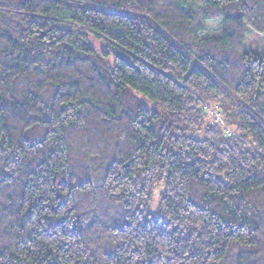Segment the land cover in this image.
I'll use <instances>...</instances> for the list:
<instances>
[{
	"label": "trees",
	"instance_id": "obj_1",
	"mask_svg": "<svg viewBox=\"0 0 264 264\" xmlns=\"http://www.w3.org/2000/svg\"><path fill=\"white\" fill-rule=\"evenodd\" d=\"M196 1L0 0V264H264V0Z\"/></svg>",
	"mask_w": 264,
	"mask_h": 264
},
{
	"label": "rangeland",
	"instance_id": "obj_2",
	"mask_svg": "<svg viewBox=\"0 0 264 264\" xmlns=\"http://www.w3.org/2000/svg\"><path fill=\"white\" fill-rule=\"evenodd\" d=\"M196 4H197L196 9L198 12H200L202 3L200 2V0H197ZM204 25H205V31L202 34L203 36H216L219 34L221 30V25L219 22L208 21V22H205ZM92 42L94 44L95 49L98 52L108 51L107 44L104 43L102 40H92ZM245 48L246 50H253L258 53H263L264 52V39L256 33L248 32L246 34ZM215 114L216 112L213 109H211L209 111V118L212 120L213 118L212 115H215ZM215 116H218V114H216ZM218 119H219V116H218ZM162 191H163V187L156 188V190L154 191L153 200L150 202L148 206V211L156 217L161 214L159 195L160 193H162Z\"/></svg>",
	"mask_w": 264,
	"mask_h": 264
}]
</instances>
